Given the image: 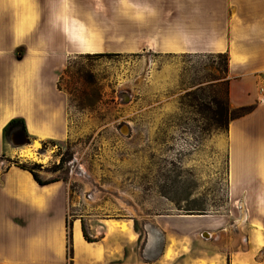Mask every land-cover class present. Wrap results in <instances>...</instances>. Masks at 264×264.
<instances>
[{
  "label": "crops",
  "instance_id": "crops-1",
  "mask_svg": "<svg viewBox=\"0 0 264 264\" xmlns=\"http://www.w3.org/2000/svg\"><path fill=\"white\" fill-rule=\"evenodd\" d=\"M94 5L87 0H74L73 6L71 0H0V264L126 263L120 261L123 247L133 242L127 232L104 223L97 231L86 229L93 241L85 240L81 219L68 222L64 185L58 180L39 185L15 166L14 158H27L6 143L3 133L9 120L22 118L32 141L65 139L66 102L57 80L69 54L116 50L104 45L105 34L112 36L111 44L125 43L127 51L226 53L228 105L249 107L230 120L226 139L230 198H242L252 214L239 224L222 214L156 216L142 226L144 264L167 256L171 243L178 251L173 264H210L219 255L212 239L228 234L235 246L228 264H264V102H259L264 0H96ZM72 9L117 13L105 29L102 15L96 14L93 38H88L81 29L86 24L71 26Z\"/></svg>",
  "mask_w": 264,
  "mask_h": 264
},
{
  "label": "rangeland",
  "instance_id": "rangeland-1",
  "mask_svg": "<svg viewBox=\"0 0 264 264\" xmlns=\"http://www.w3.org/2000/svg\"><path fill=\"white\" fill-rule=\"evenodd\" d=\"M87 2L94 8L96 0ZM70 13L71 26L86 24L81 29L89 38L96 14L105 29L117 12ZM111 38L105 34L104 45L116 50L82 51L65 59L57 88L65 96L67 137L37 140L38 147L29 138L14 147L27 160H13L40 164L41 178L64 185L68 222L78 217L85 230L97 231L105 223L127 232L133 242L124 245L120 261L144 264L142 226L156 216L222 214L239 224L254 209L242 198H230L226 128L214 117L215 98L230 108L223 58L127 51L125 43L111 44ZM212 241L219 255L210 264H228L232 236ZM167 245V256L155 264H173L178 251Z\"/></svg>",
  "mask_w": 264,
  "mask_h": 264
},
{
  "label": "trees",
  "instance_id": "trees-1",
  "mask_svg": "<svg viewBox=\"0 0 264 264\" xmlns=\"http://www.w3.org/2000/svg\"><path fill=\"white\" fill-rule=\"evenodd\" d=\"M96 55H103V53H97ZM217 56H220L223 58V63H224V68L225 71L227 70V64H228V57L226 53H216ZM227 84L228 81L226 80V90H225V101L228 102V97H227ZM214 105L216 106V110H214V117H215V121L216 123H218V125H224L225 128H227L228 123L230 122V120L243 115L244 113H246L249 110V107H238V108H227L226 105H224V103H222V101H220L218 98L214 99ZM16 131H22L23 133H25L27 135L26 132V128H25V124H24V120L22 118H12L11 120H9V122L6 124V126L4 127V138L7 139L8 136ZM12 163L21 168L24 169L26 171H28L31 176L33 177V179L39 184V185H46L48 183L57 181L58 179L56 178H49V179H43L40 177L39 173L36 171V169H40L41 165L40 164H36V163H32V164H28L25 162H19L17 160H12ZM186 214H195L193 212H187ZM202 214V213H201ZM67 228L69 227L68 224H66ZM81 230H82V234L85 240L87 241H93L92 238H90L85 231V228L83 226V224L81 223ZM66 256L68 257V259H70L71 255H72V250H71V245H70V234H67V252H66Z\"/></svg>",
  "mask_w": 264,
  "mask_h": 264
},
{
  "label": "water",
  "instance_id": "water-1",
  "mask_svg": "<svg viewBox=\"0 0 264 264\" xmlns=\"http://www.w3.org/2000/svg\"><path fill=\"white\" fill-rule=\"evenodd\" d=\"M8 142L12 147H18L30 143V139L22 131H16L8 136Z\"/></svg>",
  "mask_w": 264,
  "mask_h": 264
},
{
  "label": "built area",
  "instance_id": "built-area-1",
  "mask_svg": "<svg viewBox=\"0 0 264 264\" xmlns=\"http://www.w3.org/2000/svg\"><path fill=\"white\" fill-rule=\"evenodd\" d=\"M260 92L263 93V96L259 98V102H264V86L260 87Z\"/></svg>",
  "mask_w": 264,
  "mask_h": 264
},
{
  "label": "bare ground",
  "instance_id": "bare-ground-1",
  "mask_svg": "<svg viewBox=\"0 0 264 264\" xmlns=\"http://www.w3.org/2000/svg\"><path fill=\"white\" fill-rule=\"evenodd\" d=\"M38 141L37 140H33V142H32V146L33 147H38ZM26 155H29V153L28 154H26ZM113 224V223H112ZM116 225V224H115ZM123 226V225H122Z\"/></svg>",
  "mask_w": 264,
  "mask_h": 264
}]
</instances>
